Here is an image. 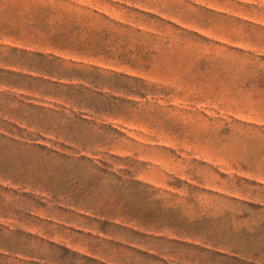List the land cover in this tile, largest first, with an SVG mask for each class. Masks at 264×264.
I'll use <instances>...</instances> for the list:
<instances>
[{"label": "rangeland", "instance_id": "374dc122", "mask_svg": "<svg viewBox=\"0 0 264 264\" xmlns=\"http://www.w3.org/2000/svg\"><path fill=\"white\" fill-rule=\"evenodd\" d=\"M31 261L264 264V0H0V264Z\"/></svg>", "mask_w": 264, "mask_h": 264}, {"label": "trees", "instance_id": "16d2710c", "mask_svg": "<svg viewBox=\"0 0 264 264\" xmlns=\"http://www.w3.org/2000/svg\"><path fill=\"white\" fill-rule=\"evenodd\" d=\"M50 247L58 249V251H60L62 253V259L66 258L69 255H71L72 257H76V254L70 252L65 247L55 246L54 244H50ZM25 264H37V263L31 261V262H28V263H25ZM62 264H64L63 261H62ZM69 264H73V263L70 262Z\"/></svg>", "mask_w": 264, "mask_h": 264}]
</instances>
